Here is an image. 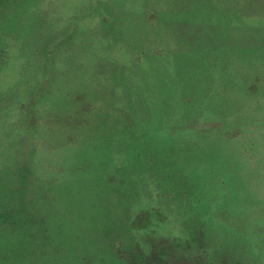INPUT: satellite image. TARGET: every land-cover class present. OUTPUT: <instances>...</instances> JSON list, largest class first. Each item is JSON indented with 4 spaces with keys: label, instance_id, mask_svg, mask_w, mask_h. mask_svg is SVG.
<instances>
[{
    "label": "rangeland",
    "instance_id": "1",
    "mask_svg": "<svg viewBox=\"0 0 264 264\" xmlns=\"http://www.w3.org/2000/svg\"><path fill=\"white\" fill-rule=\"evenodd\" d=\"M109 1L33 0L26 11L3 15L0 30L14 21L37 35V26H64L39 42L38 55L49 51L44 68L13 43L0 48V264H130L135 244L144 246L153 227L164 234L167 225L132 224L147 201L137 203L127 194L131 185L108 180L96 164L101 142L146 136L123 103L122 71L144 57L143 67L149 59L161 67L157 50L169 64L177 50L201 45L216 52L204 65L211 83L197 130L209 128L205 135L220 145L221 156L264 165V0H126L135 12L157 11L151 21L143 16L147 24L137 44L113 32L110 20L100 23L109 16ZM170 68L166 76L162 70L144 75L145 84L154 88L156 80L168 89L174 78L195 81V69L181 76ZM112 160L122 167L128 153L117 150ZM259 194L245 203L256 208L247 216L260 223L247 225L264 229ZM103 198L109 202H99ZM223 208V220L239 226L240 208ZM256 237L250 235L252 243ZM244 247L249 260L261 264L259 253ZM196 257L187 251L181 259Z\"/></svg>",
    "mask_w": 264,
    "mask_h": 264
},
{
    "label": "trees",
    "instance_id": "2",
    "mask_svg": "<svg viewBox=\"0 0 264 264\" xmlns=\"http://www.w3.org/2000/svg\"><path fill=\"white\" fill-rule=\"evenodd\" d=\"M1 1L0 7L3 10L0 12V23L3 22V15L21 9L26 11L27 6L33 5V0H7L4 5H1ZM107 4L109 16L101 18L100 23L110 20L113 32L126 34L135 44L141 38L147 21L156 17L157 11L142 8L140 12H135L126 0H111ZM63 26L58 22H49L46 27L37 26L41 29L37 35L32 30L20 28L15 21L8 23L6 30H0V48L5 43H13L17 50L29 52L30 57L44 68L46 64L42 61L49 51L44 48L42 54L38 55L39 42L46 38L44 33L53 34ZM70 28L76 32L74 26ZM214 53L210 49L209 54V49H203L201 45H198L196 51L177 50L172 54L173 63L169 64L163 61L168 58L160 49L154 57L161 60V67L155 63L153 66L149 64L150 60L158 61L155 59L147 60V67H143L144 57L133 60L128 71L123 68L122 73H127V77H122L125 84L123 103L130 110L133 120L138 122V129L140 127L146 136L140 140L122 135L125 138L119 142H101L96 164L102 172L100 174H106L108 180L131 185L129 187L133 190L131 193L127 191V194L132 195L134 200L136 198L137 203L147 201L134 216L138 221L132 222L133 225H141L144 221L149 227L152 225L150 222L168 226V232L164 228V234L153 232L157 231L153 227L144 246L136 243L132 257L128 260L130 264H253L246 254L248 249L244 247L245 244L253 252L259 253L255 257L264 264V229L260 226L258 229L251 223L247 225L249 222H258L259 225L260 222L256 217L247 216L256 208L245 203L247 198L257 197L259 191L261 210L264 211V165L258 162L251 166L247 162L221 156L216 151L220 145L205 135L209 128L197 130L201 116L199 110L202 109L200 106L205 101L211 83L205 78L204 65ZM3 56L0 51V59H5ZM170 65L181 76L190 75L186 72L195 69V81L187 77H183V80L174 78L175 83L168 89L158 87L160 82L156 80L154 88L145 84L144 75L162 70L166 76L171 69ZM105 70L108 71L109 67ZM182 81L187 83L186 86ZM193 85L195 88L191 90L189 87ZM172 87L177 88L176 92ZM2 103L0 108L5 104ZM31 127L35 130L34 119ZM117 150L128 153V160L122 167L113 164L112 157ZM99 202L109 201L103 198ZM229 205L240 208L239 226L223 220V207ZM235 228L239 229L240 236L235 235ZM251 234L258 236L253 243L249 238ZM150 242L153 244L151 249ZM111 244L114 247L120 246L116 241H110ZM187 251L191 255L196 253V259L182 260ZM171 258L179 260L173 261Z\"/></svg>",
    "mask_w": 264,
    "mask_h": 264
}]
</instances>
